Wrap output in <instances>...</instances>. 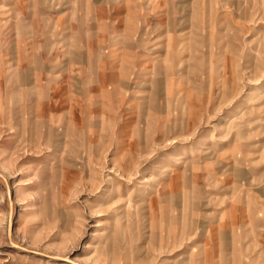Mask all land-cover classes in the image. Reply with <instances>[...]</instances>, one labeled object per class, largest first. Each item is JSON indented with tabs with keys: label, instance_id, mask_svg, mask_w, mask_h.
<instances>
[{
	"label": "rangeland",
	"instance_id": "obj_1",
	"mask_svg": "<svg viewBox=\"0 0 264 264\" xmlns=\"http://www.w3.org/2000/svg\"><path fill=\"white\" fill-rule=\"evenodd\" d=\"M123 1L103 74L3 58L98 0H0V264H264V0Z\"/></svg>",
	"mask_w": 264,
	"mask_h": 264
},
{
	"label": "crops",
	"instance_id": "obj_2",
	"mask_svg": "<svg viewBox=\"0 0 264 264\" xmlns=\"http://www.w3.org/2000/svg\"><path fill=\"white\" fill-rule=\"evenodd\" d=\"M98 1L94 4L90 17H87L86 14V17H81L78 8H71L72 5L68 7V11L66 10L68 17L65 16L67 33H54L55 35L51 34L48 37L31 35L30 37L5 38L16 45L14 51H8L7 47L5 48L3 54L5 67H21L24 69L10 70V72L26 73H41L47 67H52V71H57L53 70L54 67H84L85 71L91 73L96 71L95 67H98V73H119L122 69L125 37H132L130 31L137 27V21L144 16V13H140L137 9L129 10L128 4L123 0ZM84 10V13L90 12L87 7ZM128 24L133 27L130 31L126 29ZM234 147L235 144L231 147L224 146L220 153L229 155ZM252 147H256V145ZM252 149L254 154L261 153V148L258 149L259 152L256 148ZM250 199L256 203V207L264 209V198L251 197ZM246 208L247 206L244 207V212ZM246 216L250 218L249 214ZM259 234L262 235L264 232H259ZM262 238L264 239V235ZM258 242L263 244L264 240ZM250 245L251 243H248L242 249L246 251V253L244 252L246 264L248 259H251L247 254H252L253 251L260 249V247ZM237 263L242 264L243 262L237 261Z\"/></svg>",
	"mask_w": 264,
	"mask_h": 264
},
{
	"label": "bare ground",
	"instance_id": "obj_3",
	"mask_svg": "<svg viewBox=\"0 0 264 264\" xmlns=\"http://www.w3.org/2000/svg\"><path fill=\"white\" fill-rule=\"evenodd\" d=\"M264 101V100H263ZM259 107V109H261L262 107H264V102H259V104L257 103V105Z\"/></svg>",
	"mask_w": 264,
	"mask_h": 264
}]
</instances>
